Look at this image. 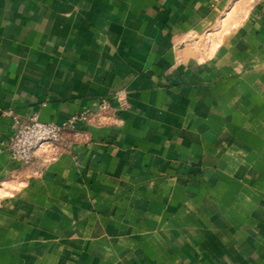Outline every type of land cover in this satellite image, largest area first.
<instances>
[{
  "label": "crops",
  "instance_id": "1",
  "mask_svg": "<svg viewBox=\"0 0 264 264\" xmlns=\"http://www.w3.org/2000/svg\"><path fill=\"white\" fill-rule=\"evenodd\" d=\"M0 264H264V0H0Z\"/></svg>",
  "mask_w": 264,
  "mask_h": 264
},
{
  "label": "built area",
  "instance_id": "2",
  "mask_svg": "<svg viewBox=\"0 0 264 264\" xmlns=\"http://www.w3.org/2000/svg\"><path fill=\"white\" fill-rule=\"evenodd\" d=\"M106 106V100H103L101 107ZM78 117L79 115H74L66 124H59L53 120H44L39 116L27 121L13 116L14 132L9 136L7 146L14 157L23 164H30L39 148L59 142L63 132L73 127Z\"/></svg>",
  "mask_w": 264,
  "mask_h": 264
}]
</instances>
